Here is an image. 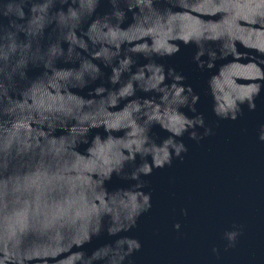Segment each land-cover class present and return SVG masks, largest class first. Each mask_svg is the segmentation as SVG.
<instances>
[{
    "label": "water",
    "instance_id": "water-1",
    "mask_svg": "<svg viewBox=\"0 0 264 264\" xmlns=\"http://www.w3.org/2000/svg\"><path fill=\"white\" fill-rule=\"evenodd\" d=\"M0 264H264V0H0Z\"/></svg>",
    "mask_w": 264,
    "mask_h": 264
}]
</instances>
